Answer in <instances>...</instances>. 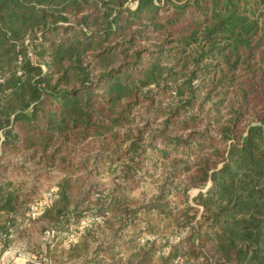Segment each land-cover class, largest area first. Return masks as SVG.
<instances>
[{
  "label": "trees",
  "instance_id": "16d2710c",
  "mask_svg": "<svg viewBox=\"0 0 264 264\" xmlns=\"http://www.w3.org/2000/svg\"><path fill=\"white\" fill-rule=\"evenodd\" d=\"M0 80V231L55 184L67 264H264V0H0Z\"/></svg>",
  "mask_w": 264,
  "mask_h": 264
},
{
  "label": "rangeland",
  "instance_id": "374dc122",
  "mask_svg": "<svg viewBox=\"0 0 264 264\" xmlns=\"http://www.w3.org/2000/svg\"><path fill=\"white\" fill-rule=\"evenodd\" d=\"M15 182L18 185L23 184L21 183L23 181L20 180ZM55 187V184H46L43 194L47 191L54 190ZM29 188L30 186H27L25 190H28ZM198 193V191H194L191 193V196L196 197ZM141 195H146L148 197L153 196V188L148 185L141 191L136 193L135 197L140 198ZM44 216H42V218H40L38 221L30 224L29 227H24L21 223H18V221L23 220L24 217L17 218L15 224L17 232L16 242L14 245L15 249L22 251L30 261L33 259H37V264H67L70 258L75 254V251H77L79 247L82 248L83 244H87V246L93 247L97 242L105 241L109 237L108 232L104 228H92L91 226L87 228L84 227L82 223L85 219L76 224V221H72L73 216L71 215L69 217L72 221L71 225L64 226L58 223H52L48 219H44ZM5 221V218L0 215L1 228L4 226ZM50 229L57 230V232L59 233V237L55 242H53L52 247H45L43 243V235L47 230ZM71 237L76 239V244L74 246H77L75 247V249H73L74 246H72L73 248H69L66 245L68 238ZM162 238L163 237H160L159 239L162 240ZM146 241L147 240L144 238L141 241L140 245L144 246Z\"/></svg>",
  "mask_w": 264,
  "mask_h": 264
},
{
  "label": "built area",
  "instance_id": "2783aa9c",
  "mask_svg": "<svg viewBox=\"0 0 264 264\" xmlns=\"http://www.w3.org/2000/svg\"><path fill=\"white\" fill-rule=\"evenodd\" d=\"M3 83V80H0ZM57 199V193L55 190L45 192L39 200L30 204L27 208V212L23 220H19L24 227H29L30 224L38 221L54 204ZM103 222V218L100 217H88L83 221L84 227L93 225H100ZM16 227L14 223H7L6 230L0 232V264H27L29 259L26 255L15 249L16 242ZM59 237L57 230H47L43 235V243L45 247L51 246ZM152 242L157 241V238H151ZM76 244V239L68 238L66 245L72 247Z\"/></svg>",
  "mask_w": 264,
  "mask_h": 264
}]
</instances>
